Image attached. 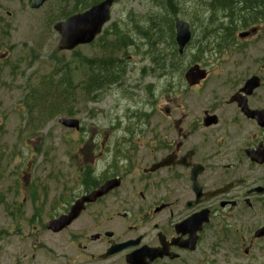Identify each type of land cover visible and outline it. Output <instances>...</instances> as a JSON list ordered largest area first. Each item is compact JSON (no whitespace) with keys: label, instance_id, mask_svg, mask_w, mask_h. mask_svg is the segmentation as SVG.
Returning <instances> with one entry per match:
<instances>
[{"label":"flooded vegetation","instance_id":"flooded-vegetation-1","mask_svg":"<svg viewBox=\"0 0 264 264\" xmlns=\"http://www.w3.org/2000/svg\"><path fill=\"white\" fill-rule=\"evenodd\" d=\"M49 1L9 3L37 12ZM102 1L61 0L60 21ZM246 1L255 8L216 12L219 27L203 35L217 59L188 61L182 75L161 80L170 81L152 124L112 139L118 125L108 120L90 140H58L54 155L49 146L42 153L37 178L28 161L10 164L24 194L12 206L26 227L22 264H264V1ZM13 17L0 3V31ZM193 65L206 77L192 86L184 72ZM107 182L67 227L46 228Z\"/></svg>","mask_w":264,"mask_h":264},{"label":"rangeland","instance_id":"rangeland-1","mask_svg":"<svg viewBox=\"0 0 264 264\" xmlns=\"http://www.w3.org/2000/svg\"><path fill=\"white\" fill-rule=\"evenodd\" d=\"M9 1L0 0L5 9L14 13L12 19H4L8 26L0 31V56L9 53L0 60V157L5 158L0 163V264H22L26 227L20 223L23 211L12 206L24 194L17 184L22 181L10 173V164L18 168L20 161H28L32 177L37 178L42 172V153L49 146L54 155L58 140H90L92 129L100 130L108 120L118 125L112 127V139L152 124L155 100L159 94L167 93L170 81L161 80L182 75L188 61L217 59L215 49L207 46L210 38H203L219 27L215 13L250 11L246 10V0H233L226 8L216 7L218 0H118L111 10L110 22L94 43L63 52L57 49L60 38L53 30L61 19V0H50L37 12ZM174 15L190 24L193 36L181 55L169 32ZM114 25L118 29H112ZM116 31L130 38L124 46H115ZM257 49L264 50V41L257 44ZM111 56L120 78L88 97L82 96L81 90L88 83L82 78L88 76L83 67L88 61L108 66ZM67 76L69 80L71 76V82L61 86ZM29 95L46 104L41 111L50 113L52 107L59 110L43 122L27 108ZM69 111L82 122L83 133L70 135L58 125L57 120Z\"/></svg>","mask_w":264,"mask_h":264},{"label":"water","instance_id":"water-1","mask_svg":"<svg viewBox=\"0 0 264 264\" xmlns=\"http://www.w3.org/2000/svg\"><path fill=\"white\" fill-rule=\"evenodd\" d=\"M45 1L46 0H35L33 8L40 7ZM112 2L113 0H104L82 14L74 15L65 22L56 23L53 29L60 36L57 45L58 50L72 51L79 45L91 44L96 36L100 34L103 26L109 21ZM174 28L178 52L182 53L191 39L189 25L185 21L175 18ZM205 75V72L198 66H193L185 73V78L189 85H195L203 80ZM59 123L67 128H79V122L75 119H60ZM109 190L110 185L107 182L99 190L77 202L68 215L49 222L46 228L53 232H58L67 227L84 209V202H93L98 197L106 194Z\"/></svg>","mask_w":264,"mask_h":264},{"label":"trees","instance_id":"trees-1","mask_svg":"<svg viewBox=\"0 0 264 264\" xmlns=\"http://www.w3.org/2000/svg\"><path fill=\"white\" fill-rule=\"evenodd\" d=\"M263 1L262 0L261 4L263 5ZM225 0H219V3L217 2L216 7H225ZM246 10H251L254 9L255 7L252 5V1H246ZM171 13H175V9L171 10ZM173 19H170L169 22V32L171 33V38L173 39ZM163 22V21H161ZM112 29H118L117 26H113ZM155 30H157V26L155 27ZM113 35L115 36V46L120 47V46H124L126 44V41H129L130 38L128 37V35L126 33H122L120 31H116V33H113ZM118 35V36H117ZM144 37L148 36L146 34H142ZM162 38L160 37L157 41L161 40ZM155 41V42H157ZM83 59V58H80ZM92 61H88V64L85 65V67H83L84 69H86V72L88 74L89 77L93 78V80H96V83L98 85H100L101 87H103L106 84L109 83H113L116 82L118 79L116 78H120V75L118 74V72L115 71V62L113 57L111 56V61L110 64L108 66H106L107 64H95V65H91ZM108 63V62H107ZM110 67V68H109ZM103 68V69H102ZM35 103H38V105L36 106ZM25 104L27 106V108L30 110L31 113H37L38 117L45 122L47 118L51 117L55 111L58 109L54 107H52V110L50 113H45L43 111H41L40 109H42V107L46 106L45 103H41L38 99H33L31 97V95H29L27 101H25ZM59 110V109H58Z\"/></svg>","mask_w":264,"mask_h":264},{"label":"bare ground","instance_id":"bare-ground-1","mask_svg":"<svg viewBox=\"0 0 264 264\" xmlns=\"http://www.w3.org/2000/svg\"><path fill=\"white\" fill-rule=\"evenodd\" d=\"M23 1V0H22ZM236 9V8H235ZM174 10V9H173ZM240 10V9H239ZM236 12V11H235ZM238 12V11H237ZM181 13V12H180ZM248 13V12H247ZM173 14V13H172ZM172 17V16H171ZM156 32H157V30H156ZM159 33H160V31H158ZM208 32V31H207ZM118 36V35H117ZM130 44V43H129ZM153 44V43H152ZM139 58H140V56H139ZM103 69V68H102ZM116 79H118V78H116Z\"/></svg>","mask_w":264,"mask_h":264}]
</instances>
